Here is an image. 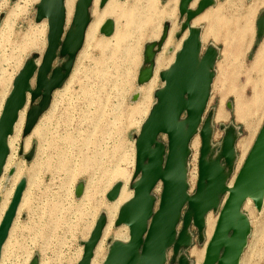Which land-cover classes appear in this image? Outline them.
I'll return each instance as SVG.
<instances>
[{
    "label": "rangeland",
    "instance_id": "1",
    "mask_svg": "<svg viewBox=\"0 0 264 264\" xmlns=\"http://www.w3.org/2000/svg\"><path fill=\"white\" fill-rule=\"evenodd\" d=\"M115 3L108 8L101 7V0L95 3L88 28L93 32L76 54L64 83L52 93L34 130L24 133V119L12 135L14 142L0 180V205L18 184L23 182L26 187L1 264H77L83 243L101 216L108 222L100 241L101 260L117 235L121 240L128 237L123 226H116L119 209L107 196L116 186L131 193L134 143L156 101V92L163 86L160 74L172 63L185 36L182 26L186 17L179 13V0ZM35 4L0 0V78L7 95L23 64L29 59L39 61L46 49L47 28L37 23ZM261 18L264 0H217L191 22L203 38V51L212 46L218 52L204 120H211L216 152L225 129L236 132L233 175L263 125L264 51L258 53L264 33L261 37L257 34ZM107 21L113 28L109 36L102 30ZM237 30L242 31L240 39H235ZM67 61L59 52L54 68ZM146 68L151 70L150 79L140 83V73ZM256 94L261 100L253 104ZM238 95L248 102V115L238 113ZM41 100L29 98L28 107ZM159 140L167 144L165 137ZM192 141H196L194 160L198 162L201 138L198 135ZM160 191L158 186L154 192L157 198ZM243 213L251 223V233L241 264H264V205L260 210L254 205L244 207ZM211 215L215 226L217 214ZM191 232L193 243L180 255L186 256L189 264H199L209 234L205 230L200 237L195 228ZM172 258L170 250L167 264H172Z\"/></svg>",
    "mask_w": 264,
    "mask_h": 264
},
{
    "label": "water",
    "instance_id": "2",
    "mask_svg": "<svg viewBox=\"0 0 264 264\" xmlns=\"http://www.w3.org/2000/svg\"><path fill=\"white\" fill-rule=\"evenodd\" d=\"M64 1L41 0L38 6L37 23L48 19L47 48L39 68H36L35 60H27L4 106L0 118V176L9 155L8 138L13 135L28 98L32 102L40 97L42 100L29 108L24 127L26 135L33 131L40 115L48 108L52 93L64 83L76 54L83 46L93 0L78 2L73 17L74 28L68 31H65ZM107 1L101 0V7ZM194 1L180 0L179 13L186 17L182 31L189 30V36L174 64L160 74L164 88L156 92L157 103L136 141L134 180L137 177L139 180L131 186L134 196L121 208L116 220L117 227L126 225L129 228V242L125 245L114 242L103 264H167L170 250L173 251L172 264H189L186 256L180 255L193 243L189 231L195 228L202 237L206 216L211 212L218 214L226 193L228 197L220 209L203 264H239L251 233V223L243 213L244 205L250 199L257 210L262 208L264 122L231 189L226 186L228 177L225 170L232 174L237 159V136L233 128L225 129L217 157L210 158L216 151L211 150V120H204V114L210 100L218 52L210 46L201 56V34L197 28H192L191 22L212 7L214 0H201L192 11L190 6ZM102 30L109 36L113 31L112 24L106 23ZM263 33L264 19L261 18L257 24L258 37ZM59 52L68 61L62 67L54 68ZM148 54L151 55L150 49ZM150 76L151 70L144 69L139 76L140 83L148 81ZM198 129H201L199 179L195 195L190 197L186 165L189 145ZM161 136L167 139V144L160 142ZM159 183L163 188L157 198L154 190ZM25 187L23 182L18 185L0 226V253ZM119 190V186L111 190L107 196L110 202L116 201ZM106 221L104 216L98 219L89 241L85 245L83 243L84 254L79 264H90Z\"/></svg>",
    "mask_w": 264,
    "mask_h": 264
},
{
    "label": "bare ground",
    "instance_id": "3",
    "mask_svg": "<svg viewBox=\"0 0 264 264\" xmlns=\"http://www.w3.org/2000/svg\"><path fill=\"white\" fill-rule=\"evenodd\" d=\"M22 1H23L27 6H30L31 3H36L35 6H34V11L36 12V15H37L38 6L40 5L41 0H22ZM79 1H80V0H77L76 3H75V0H65V1H64V10H65V31H68L69 29H73V28H74V26H73V17H74L75 10H76V7H77V4H78ZM97 1H98V0H93V1H92V4H91V7H90V21H89V24H88V27H87V30H86V33H85L84 43H85L86 39L88 38V35H89L90 31L93 32V29L90 30V29H88V28H89L90 24L93 22V15L91 14V9H92L93 6H95V3H96ZM200 2H201V0H195V1L192 3V5L190 6V10H192V11L195 10ZM216 2H217V0H214L212 6H214V5L216 4ZM179 4H180V0H179ZM105 5H106L107 8H108V7L115 6L116 3H115V0H108L107 3H106ZM210 8H211V7H210ZM178 9H179V5H178ZM208 9H209V8H208ZM208 9H207V10H208ZM207 10H206V11H207ZM206 11H205V12H206ZM203 14H204V13H202L201 15H203ZM201 15H200V16H201ZM71 17H72V19H71ZM70 19H71V21H70ZM129 19H130L132 22H136V18H135V17H130ZM196 19H197V18H196ZM247 22H248V21H247ZM40 23L42 24V27H43V28H47V35H48V19H44V20H42L41 22H39L38 24H40ZM106 23H110V21H109V22H108V21L105 22V24H106ZM105 24H104V25H105ZM192 28L196 29V26H195V25H192ZM241 32H242L241 30H237V32H236V34H235V39H237L236 37H238V39L241 38V36H240V35H241ZM114 34H115V33H114ZM188 36H189V30H187V31L185 32V36H184V38L182 39V42H181L180 48H179V49L177 50V52L175 53V56H174V59H173L172 63L168 66V68H167L165 71H167V70H168V69L174 64L175 58H176V56L178 55V53L181 51L182 46H183L184 42L187 40ZM200 40H201L202 45H203V38L201 37ZM46 42H47V40H46ZM84 43H83V45H84ZM46 48H47V44H46ZM206 50H207V48L205 49V51H206ZM45 51H46V49H45ZM45 51H44V53H45ZM205 51H203V49H202V55H201V56H203V54L205 53ZM263 51H264V44H263V46L261 47V49H260L258 55H261V54L263 53ZM44 53H43V55L41 56V59H40L39 61L36 62V64H35V65H36V68H39V66L41 65V62H42V58H43V56H44ZM33 60H34V59H33ZM26 62H27V61H26ZM26 62H25V63H26ZM25 63L23 64L22 68L19 70V72H18L17 75L15 76V78H14V80H13V82H12L11 90H10V92H9L8 95L4 93V89H3V87H4V82H3V80H1V78H0V118H1V115H2V113H3V110H4V106H5V104H6V101H7V99L9 98V96H10V94H11V92H12L14 81H15L16 77L18 76V74H19V73L22 71V69L24 68ZM154 66H155V65H154ZM154 66H153V67H154ZM164 85H165V83L163 82V86L160 88V90H163ZM6 92H7V91H6ZM211 92H212V89H211ZM210 96H211V95H210ZM260 100H261L260 95L256 94L255 97H254V100H253V104H258ZM28 101H29V98H28V100H27L26 106H25L24 109L20 112V114H19V116H18L17 122H16V124H15V126H14V129H13V135H14V133H16V132L18 131V128H19V127L23 126V124H24V119H25V124H26V118H27V114H28V112H29V109H28V108H29V107H28ZM209 101H210V100H209ZM156 103H157V100L155 101L153 107L156 105ZM208 103H209V102H208ZM153 107H152V108H153ZM152 108H151V110H152ZM25 109H27V110H26V118L24 117V110H25ZM248 109H249L248 102H247L246 100H244L241 96L238 95V113H239L240 115H248V112H249ZM151 110H150V112H151ZM150 112H149V114H148L146 120L148 119V117H149V115H150ZM245 113H246V114H245ZM146 120H145V122H146ZM182 120H184V118H183ZM145 122H144V123H145ZM263 122H264V119H263ZM144 123L142 124V126L144 125ZM142 126H141V128H142ZM24 127H25V125H24ZM35 127H36V126H35ZM141 128H140V131H141ZM33 130H34V129H33ZM200 130H201V129H198V133L193 137L192 140H194L195 138H197L198 135L200 136ZM140 131H139V134H140ZM258 133H259V132H258ZM139 134H138V136L136 137V140H135V143H134V145H135V166H136V141H137V138L139 137ZM257 136H258V134H257ZM257 136H256V138H257ZM256 138H255V140H256ZM13 140H14V137H12V136L8 138L7 144H8V149H9V150H10V148H11L12 142H14ZM255 140H254V142H255ZM254 142H253V144H254ZM252 146H253V145H252ZM196 147H197V145H196V141H195L194 143H193V141H191V143H190V145H189V158H188V162H187V165H186V175H187L186 179H187V186H188V191H187V192H188V196H190V197H193V196L195 195L196 188H197V183H198V179H199V159H200L201 144H200V149H199V157L197 158V159H198V162H197L196 160H194V151H195ZM251 148H252V147H251ZM213 149H214V148H213V145L211 144V150L213 151ZM235 150H236V146H235ZM250 150H251V149H250ZM250 150H249V152H250ZM235 152H236V151H235ZM249 152H245V153L243 154V156H242V158H241V160H240V166H239L237 172H236L234 175H232L231 172H229L228 169L225 170L226 176L228 177L227 182H226V186H227L228 189H231V188L233 187V184H234V182H235V180H236V177H237L239 171L241 170V168H242V166H243V164H244V162H245V160H246V158H247ZM212 153H213V152H212ZM195 154H197V152H195ZM217 155H218V152H215L214 154H212V156L210 155V156H211L210 158H211V159H212V158L215 159V158L217 157ZM191 157H193V160H192V161H191ZM236 157H237V152H236ZM213 159H212V160H213ZM7 160H8V158H7ZM236 161H237V159H236ZM6 162H7V161H6ZM4 170H5V167H4V169H3V172H4ZM3 172H2V175H3ZM2 175L0 176V180L2 179ZM118 175H119V174H118ZM138 180H139V177H137L135 180H133L132 185H134ZM18 185H19V184H18ZM18 185L16 186L15 190H12V191L7 192V194L5 195V197H4V199H3L2 204L0 205V226H1L2 222H3V219H4L5 215H6L7 210H8V208H9L11 202H12L13 196H14V194H15V191H16ZM158 186L161 187V191L159 192V193L161 194V192H162V188H163L161 183H159V184L156 186L154 192H156V189H157ZM125 188H126V187H125ZM125 188H123V186L120 187L119 194H118V197H117L116 201L112 202V203H113V206L115 207V209H119V211H118V216H119V212H120L121 208H122L124 205H126L129 201H131L132 198H133V196H134V190H133V189H131V193L128 194V193H126ZM12 189H13V188H12ZM24 192H25V191H24ZM23 196H24V193H23ZM23 196H22L21 202H20V204H19V206H18V209H17L16 215H15L14 221H13V223H12V226H11V228H10V231H9V233H8V237H7V239H6V242L4 243V245H3V247H2V250H1V253H0V264H1L2 261H3V255H2L3 250L5 251V249L7 248L8 244H9V241H10V238H11V236H12V233H13V230H14V226H15V223H16V218H17L18 213L20 212V210H21V208H22L23 201H24V197H23ZM154 196H155V195H154ZM227 197H228V193L225 194V197H224V199L222 200V203H221V205H220V209L222 208V206H223V204H224V201H225V199H226ZM158 201H159V200H158ZM157 203H159V202H157ZM250 205H254V204H253V202H252L250 199H248L247 202L245 203L244 207H249ZM263 205H264V201H263ZM263 205H262V206H263ZM157 206H158V205H157ZM156 208H157V207H156ZM220 209L218 210V214H217V216H216V223H215V226L213 225V222L211 221V216H212L211 214H213V212L209 213V214L206 216V219H205V230L208 231L209 239H208L207 244L205 245V249H204V257H203V259H202V257H201V259H200V261H199V264H203V261H204V258H205V254H206V249H207V246H208V244H209V241L211 240L212 235H213V233H214V230H215V227H216V224H217V220H218V217H219V214H220ZM113 210H114V209H113ZM248 210H249V209H248ZM111 213H112V211H111ZM118 216H117L116 220L118 219ZM107 219H109V218L107 217ZM111 220H112V217H111ZM116 220H115V221H116ZM97 222H98V220L96 221V223H95L93 229L91 230L88 239H87L86 241H84V245L89 241L90 236H91V234H92V232H93V230H94V228H95ZM107 223H108V222H107ZM107 223H106V226H107ZM112 223H113V222H112ZM112 223H111V225H112ZM114 223H115V222H114ZM106 226H105V228H106ZM122 226L125 228V231H126V233L128 234L127 239H126V240L118 239V238H121L122 236H120V235L118 236V235H117L116 238H114V241H113V242L111 243V245L109 246L105 258H104L103 260H101L102 253H103V252H102V251H103V249H102L103 246H102L101 244H102L103 242L101 243L100 241H101V239H102V237H103V234H104V230H105V228H104V230H103V232H102L101 239H100L98 245L96 246V248H95V250H94V254H93V257H92V260H91L90 264H103L104 261L106 260V257H107V255H108V253H109V250H110V248L112 247V244H113L114 242H120L121 244H124V245L127 244V243L129 242V239H130V231H129V228H128L126 225H122ZM122 226H121V227H122ZM110 228H111V227H110ZM189 235H190V237H191L192 239L194 238V237H193V234H192L191 231H189ZM104 238H105V237H104ZM84 245L82 246V250H81V255H82V256L80 255L81 258H80V260L78 261L77 264H79V262L81 261V259H82V257H83V254H84ZM3 254H4V253H3ZM241 258H242V257H241ZM239 264H241V259H240V263H239Z\"/></svg>",
    "mask_w": 264,
    "mask_h": 264
}]
</instances>
